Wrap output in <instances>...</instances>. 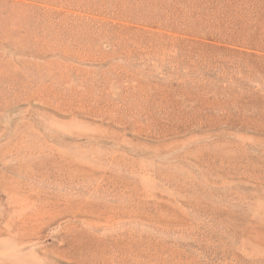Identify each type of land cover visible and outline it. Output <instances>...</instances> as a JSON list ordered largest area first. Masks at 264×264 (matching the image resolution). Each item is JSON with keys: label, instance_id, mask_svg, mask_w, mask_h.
<instances>
[{"label": "rangeland", "instance_id": "1", "mask_svg": "<svg viewBox=\"0 0 264 264\" xmlns=\"http://www.w3.org/2000/svg\"><path fill=\"white\" fill-rule=\"evenodd\" d=\"M0 264H264V0H0Z\"/></svg>", "mask_w": 264, "mask_h": 264}]
</instances>
